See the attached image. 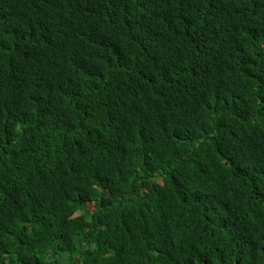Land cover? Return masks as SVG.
<instances>
[{
	"label": "trees",
	"instance_id": "trees-1",
	"mask_svg": "<svg viewBox=\"0 0 264 264\" xmlns=\"http://www.w3.org/2000/svg\"><path fill=\"white\" fill-rule=\"evenodd\" d=\"M33 263L264 264V0H0V264Z\"/></svg>",
	"mask_w": 264,
	"mask_h": 264
},
{
	"label": "clouds",
	"instance_id": "clouds-1",
	"mask_svg": "<svg viewBox=\"0 0 264 264\" xmlns=\"http://www.w3.org/2000/svg\"><path fill=\"white\" fill-rule=\"evenodd\" d=\"M81 2H86L87 3V0H80ZM107 1V0H106ZM88 5V9L92 12V13H104L102 11H99L95 8H93L91 6V4H87ZM100 48H101V53L105 52L107 49H108V42H103L102 45H100ZM108 54V53H107ZM109 55V54H108ZM110 57V60L113 59V56L112 55H109ZM108 70V67L106 68ZM223 203V202H222ZM231 213H228V214H224L223 215V218L225 219V221H227V216L230 215ZM33 264H36V263H33Z\"/></svg>",
	"mask_w": 264,
	"mask_h": 264
},
{
	"label": "water",
	"instance_id": "water-1",
	"mask_svg": "<svg viewBox=\"0 0 264 264\" xmlns=\"http://www.w3.org/2000/svg\"><path fill=\"white\" fill-rule=\"evenodd\" d=\"M36 264H38V263H36Z\"/></svg>",
	"mask_w": 264,
	"mask_h": 264
},
{
	"label": "bare ground",
	"instance_id": "bare-ground-1",
	"mask_svg": "<svg viewBox=\"0 0 264 264\" xmlns=\"http://www.w3.org/2000/svg\"><path fill=\"white\" fill-rule=\"evenodd\" d=\"M39 264V263H38Z\"/></svg>",
	"mask_w": 264,
	"mask_h": 264
}]
</instances>
